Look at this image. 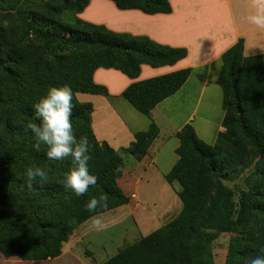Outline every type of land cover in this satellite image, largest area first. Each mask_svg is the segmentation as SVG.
I'll return each instance as SVG.
<instances>
[{"label":"trees","instance_id":"1","mask_svg":"<svg viewBox=\"0 0 264 264\" xmlns=\"http://www.w3.org/2000/svg\"><path fill=\"white\" fill-rule=\"evenodd\" d=\"M30 1V2H29ZM89 0H73L81 12ZM120 9L153 13L171 11L169 0H112ZM6 15L21 21H0V172L4 198L26 205L0 210V253L23 260L55 258L72 230L88 218L133 204L118 180L123 175V157L91 128L90 102H80L77 92L107 93L92 75L96 68H115L130 78L138 76L143 63L153 67L173 64L187 54L184 47L157 43L143 35L116 32L78 16L59 17L64 6L32 0H0ZM13 9V11H12ZM217 83L222 89L224 114L212 144L200 139L192 125L177 133L178 159L166 173L169 184L177 181L181 201L179 213L159 228L120 248L99 264H215L206 248L223 232L234 234L229 243V262L247 264L264 252V55L245 56L243 38L221 55ZM189 68L133 81L122 95L141 113L148 115L163 98L186 80ZM70 85L73 91L72 124L77 138L89 141V172L97 177L88 193L76 197L65 186L71 159L50 161L46 146L36 148L28 125L36 123L33 105L51 85ZM158 128L151 123L121 151L136 160L147 152ZM258 156L246 189H235L225 181L239 177ZM36 165L47 171L43 182H28L26 168ZM31 183V187H29ZM107 196V207L86 209L88 199ZM134 205V204H133Z\"/></svg>","mask_w":264,"mask_h":264},{"label":"crops","instance_id":"2","mask_svg":"<svg viewBox=\"0 0 264 264\" xmlns=\"http://www.w3.org/2000/svg\"><path fill=\"white\" fill-rule=\"evenodd\" d=\"M169 4L171 11L167 13L148 14L136 8L120 9L112 0H89L78 14L85 21L116 32L147 36L157 43L187 50L173 64L156 67L141 64L135 78L115 68L98 67L92 79L104 86L107 93H76L80 102L92 104L91 128L96 139L115 150L127 147L135 139V133L147 130L151 123L158 128L141 159L121 153L126 162L122 176L127 184L122 188L131 198L136 197L135 205L124 204L129 215L139 208L138 201L142 199L166 212L178 208L177 189L167 182L165 175L178 159L176 148L180 141L176 133L185 124L192 125L197 136L209 144L224 129L222 89L217 83L222 53L243 38L245 56L264 55V28H257L247 19L255 12L253 0H169ZM184 68L190 69L184 83L159 101L148 115L139 112L122 95L133 81ZM161 216L155 214L141 222L148 228ZM72 244V240L63 243L61 254L55 258L23 260L3 256L0 264H55Z\"/></svg>","mask_w":264,"mask_h":264},{"label":"rangeland","instance_id":"3","mask_svg":"<svg viewBox=\"0 0 264 264\" xmlns=\"http://www.w3.org/2000/svg\"><path fill=\"white\" fill-rule=\"evenodd\" d=\"M37 7L41 6L42 1L45 3L51 2L57 6H64V11L59 17H64L70 19L72 17L78 16L79 12H76L75 4L73 0H32ZM30 2V1H29ZM7 4L0 2V21L5 24H15L16 27L21 28V21L16 19L14 16H7L6 12L8 8ZM13 11V9H12ZM79 17V16H78ZM120 154L126 153L124 151H119ZM128 154V153H126ZM130 158H134L128 154ZM123 157V156H122ZM252 165L245 168V171L235 179L230 181H225L229 187L237 190L235 191L234 198H237L238 190L243 188L246 189V180L251 176L255 170V162L258 160V156L253 157ZM124 169L126 162L123 159ZM6 165L0 159V172L3 167ZM118 183L121 187H127L125 179L121 176L118 180ZM177 190L180 188V185L177 181H174L172 184ZM0 188V210L4 207H19L21 210H26V205L20 201L13 200L12 197L7 196L4 198ZM179 199V198H178ZM147 200L142 199L138 201L140 205L139 208L134 212L133 215H129L128 208L122 206L119 208H114L103 213L96 214L94 216H101L105 227L102 231H97L92 222V217L78 224L68 236V240H72L73 244L70 245L68 252L64 253L59 260L54 261L55 264H99L114 255L120 248L124 247L129 243H133L141 236H145L158 227L162 226L166 222L174 218L181 209V201L178 200V205L176 210L170 212L163 211L157 204L155 206L150 203L145 202ZM132 203L135 205L136 197L133 198ZM133 204L131 206H133ZM161 217L159 221L154 224V226H149L148 228L144 227L141 219H149L155 214H160ZM167 213V214H165ZM140 223V227L137 226V223ZM234 234L231 233H220L216 239L211 243L209 247L206 248L208 254L213 258L215 264H221L229 262L228 249L231 238ZM67 240V241H68ZM66 241V242H67ZM65 243V242H63ZM62 243V246H63ZM69 243V242H68ZM3 255L0 253V258ZM17 256H10L9 259H13ZM7 258V257H5Z\"/></svg>","mask_w":264,"mask_h":264},{"label":"clouds","instance_id":"4","mask_svg":"<svg viewBox=\"0 0 264 264\" xmlns=\"http://www.w3.org/2000/svg\"><path fill=\"white\" fill-rule=\"evenodd\" d=\"M255 12L247 17L257 28H264V0H253ZM73 91L70 85H51L33 105L36 123L28 125L36 140V148L46 146V157L50 161L71 159L72 167L65 173V186L76 197L85 196L89 188L95 186L97 177L90 174L88 162L89 141L86 136L77 138L73 124ZM28 182H43L47 179V171L36 165L25 170ZM31 187V183L28 185ZM86 209L95 212L98 207H107V196L98 195L87 200ZM93 227L97 231L104 230L105 224L101 216L92 218ZM247 264H264V252L250 257Z\"/></svg>","mask_w":264,"mask_h":264}]
</instances>
